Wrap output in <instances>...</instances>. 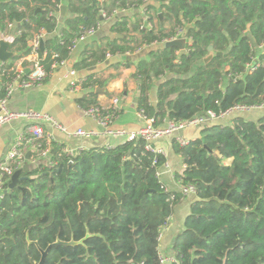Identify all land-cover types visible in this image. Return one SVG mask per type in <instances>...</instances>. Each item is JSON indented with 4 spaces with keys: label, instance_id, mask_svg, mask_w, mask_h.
<instances>
[{
    "label": "trees",
    "instance_id": "trees-1",
    "mask_svg": "<svg viewBox=\"0 0 264 264\" xmlns=\"http://www.w3.org/2000/svg\"><path fill=\"white\" fill-rule=\"evenodd\" d=\"M106 1L108 14L145 3ZM156 1L158 7L145 8L156 21L153 27L117 17L112 31L122 37L96 50L87 48L73 68L105 62L107 53L161 44L185 28L191 39L187 52L152 48L136 65L138 111L162 126L207 110L264 104V0ZM59 5L60 0H0V29L13 22L19 31L12 41L16 55L4 64L0 78L2 95L15 77V62L32 53L40 30L47 35L44 52H39L46 82L56 61L69 60L74 40L101 24L99 1L80 0L79 13L59 28ZM210 46L222 55L205 63ZM256 59L259 66L251 72L248 65ZM30 64L24 61V67ZM112 66L120 71L133 63ZM108 81L101 73H90L81 83L90 92L77 98L79 106H101L99 90H107ZM157 81L154 105L150 95ZM173 146L185 166L176 178L192 187L197 199L174 241L175 262L170 264H264V115L256 120L237 115L227 125H206L187 145L175 139ZM166 161L164 154L148 150L142 138L72 155L63 143L52 141L49 159L20 170L17 184L0 198V264H37L41 249L57 240L84 241L53 246L44 264H163L160 236L185 196L167 190L158 177Z\"/></svg>",
    "mask_w": 264,
    "mask_h": 264
},
{
    "label": "crops",
    "instance_id": "crops-1",
    "mask_svg": "<svg viewBox=\"0 0 264 264\" xmlns=\"http://www.w3.org/2000/svg\"><path fill=\"white\" fill-rule=\"evenodd\" d=\"M99 1V0H98ZM101 5V9L105 10L107 1L105 0ZM153 4L156 7L159 3L156 0L145 1L144 4L137 8L120 9L115 8L111 14L106 12V17L101 16V24L95 30V33L88 36L84 40H81L76 45L73 52L70 54V58L66 66L59 68L54 71L52 76L46 81L39 85L16 89L9 98L8 105L13 111H25L27 109H34L39 112L49 113L52 115L60 124L67 127L70 131L78 129H93L97 132L101 131L100 125L92 118L84 115L83 109L77 103V98H80L90 92V89H83L80 87L76 92H72L69 89V68H73V65L83 58L87 48L96 50L101 46H106L111 40L116 37H122L121 34L112 31V24L117 17L128 16L131 24L141 22L143 26L151 28L156 24V21H152L149 18L147 12H145L146 5ZM65 6V13H62V7ZM80 0H60L59 10L56 12L58 21V27L62 28L65 24L67 17H74L79 13ZM154 13V12H153ZM152 13V14H153ZM156 14L160 15L161 12L158 10ZM154 15V14H153ZM18 27L7 26L6 30L0 29V41L5 40L10 42L9 51L14 52L12 47V41L16 38ZM59 32V30L57 31ZM47 36V35H46ZM45 41V40H44ZM164 42L161 44H145L141 49L134 53L115 54L111 58H105V62H98L95 66L85 69H75L76 78L82 79L83 81L92 72L101 73L105 78L109 79L107 90H99L102 95L99 100L101 106L110 107L114 99L119 100L120 113L115 119L114 126L121 128L126 131H136L143 124L142 119L139 116L136 99H138L139 91L137 82L133 75L135 73V67L138 62L145 58L148 51L152 48L163 47ZM41 50V49H40ZM90 52V51H89ZM182 50H180V53ZM107 56V54H106ZM14 57L10 58L7 62L13 60ZM31 56H28L26 60L20 59L15 62V67H24V61L31 62ZM131 61L133 66L130 68H123L120 71L114 69V65L117 62ZM28 65L24 68L29 70ZM160 81H157L151 91V102L155 105L157 103V87ZM252 118L256 120L262 116L259 113ZM236 115H231L226 118L217 121L218 124L227 125ZM27 121L25 119L12 120L2 127H0V159H4L7 155L10 147L15 143L17 138L24 131ZM45 131L51 134L55 141H59L65 145V148H70L75 151L80 149L91 148L95 146H103L107 143L114 145L125 142L123 138L107 137L98 135L96 137H75L56 129L51 124L45 125ZM201 128L199 127H188L181 132L186 139L192 140L200 136ZM175 136H167L155 141L157 149L162 150L166 156V164H164L161 170L160 180L165 184L167 190L172 192H182L183 186L177 180V173H180L184 169V163L182 157L175 152L173 141ZM27 159L26 164L29 168L34 167L37 163L34 161L37 154L35 147L31 144L26 145ZM31 160H29V157ZM25 164V165H26ZM24 169V168H23ZM194 192L188 193L184 198L174 206L173 214L169 224L164 228L160 236V251L167 255H174V250L170 247L174 243L177 236L184 228V224L187 216L190 214L192 204L196 200Z\"/></svg>",
    "mask_w": 264,
    "mask_h": 264
},
{
    "label": "built area",
    "instance_id": "built-area-1",
    "mask_svg": "<svg viewBox=\"0 0 264 264\" xmlns=\"http://www.w3.org/2000/svg\"><path fill=\"white\" fill-rule=\"evenodd\" d=\"M102 4L105 0H99ZM148 1V0H145ZM101 16L106 17V12L104 9H101ZM9 27L15 26V23H8ZM19 33V31L17 32ZM95 33V29H90L85 32L81 37L74 40L73 45L70 48V53L73 52L76 45L79 41L84 40L88 36ZM46 33L42 29L39 33L35 35V38L32 42V53L29 55L32 57L31 66L29 70L24 67H16L15 77L5 85V94L2 95L0 92V127L6 123L16 120V119H25L27 121L24 131L17 138L15 143L10 147L7 155L4 159H0V198H3L5 194L9 191L10 183L15 172L20 171L24 168L27 159V150L26 145H33L38 154L37 158L34 161L38 164L43 160L49 159L51 142L54 141V138L51 134H48L45 131V125L51 124L56 129L67 133L69 135L77 137H87L92 138L98 135H103L107 137L114 138H123L124 141H131L135 139H144L146 141V148L153 152L163 153L162 150H159L155 146V141L158 139L175 136V139L181 146L188 144L189 140L186 139L181 132L188 127H199L202 128L206 125L217 123L218 120L226 118L233 115L236 112L250 111L254 109H264V104L256 106H246L236 104L226 111L216 113L213 110H207L199 115L192 117L186 121L182 122H173L166 121L162 126H157L155 124V119L148 117L144 111H138L140 118L143 121L141 127L136 131H126L121 128H116L114 126L117 111H119V100L114 99L110 107L105 106H94L88 109H83L84 115L86 117L94 119L101 127V131L97 132L96 130L89 129H78L75 131H70L67 127L60 124L52 115L49 113L39 112L34 109H27L25 111H13L9 108L8 101L12 93L16 89L29 88L36 85H39L43 82L44 78L47 75L46 70L40 64L39 52L42 41L45 40ZM184 38L186 44H191V39L186 35L185 28L177 29L175 36L165 39L163 42L171 41L174 39ZM188 48L185 47L182 52H187ZM112 54L107 53V58H111ZM68 60L56 61L53 64V69L56 71L61 67L66 66ZM5 62L0 61V78L3 76ZM259 66L257 59L255 63L249 64L248 69L252 72ZM28 74V78H24V74ZM54 73V71H53ZM69 89L72 92H76L80 84L83 82L82 79L76 78V70L74 68H69ZM114 144L107 143L105 146L112 147ZM65 152L68 154H74L76 151L70 148H65ZM166 164V163H165ZM157 175L160 178L161 170L157 171ZM194 192L192 187H183L182 193L187 195L188 193ZM161 262L163 264H170L175 262V256L171 257L161 255Z\"/></svg>",
    "mask_w": 264,
    "mask_h": 264
},
{
    "label": "water",
    "instance_id": "water-1",
    "mask_svg": "<svg viewBox=\"0 0 264 264\" xmlns=\"http://www.w3.org/2000/svg\"><path fill=\"white\" fill-rule=\"evenodd\" d=\"M66 10V7L63 6L62 7V13L64 14ZM162 18V15H159ZM249 38L251 39L252 43L254 46H256V42L254 41V39L252 38V36L250 35ZM165 47H177L180 50H184L186 47V40L184 38H179V39H174L171 41H167L164 45ZM9 47H10V42L5 41V40H1L0 41V61L2 62H7L10 58L14 57L16 55V53L9 51ZM40 49L42 52H44L45 49V41H42ZM209 51L210 53L205 57L204 62L208 63L209 61H211L215 56H220L222 55V52H215L213 49V46L209 47ZM138 102V99H136V103ZM29 169V166L26 164L24 166V170L27 171ZM21 177V173L20 171L15 172V174L12 177V181L10 183V188H12L14 185L17 184L18 180ZM89 236V234L87 235ZM84 240H81L79 242H75L74 240L70 241V242H63L60 240H57L56 242L52 243L51 245H49V247H47L46 250H42L41 249V253H42V258L41 260L37 263V264H44L46 256L48 255L50 249L53 246H57L60 244H65V245H76V244H80L82 243Z\"/></svg>",
    "mask_w": 264,
    "mask_h": 264
},
{
    "label": "rangeland",
    "instance_id": "rangeland-1",
    "mask_svg": "<svg viewBox=\"0 0 264 264\" xmlns=\"http://www.w3.org/2000/svg\"><path fill=\"white\" fill-rule=\"evenodd\" d=\"M226 81L227 80L225 79L223 84ZM255 113H259V115H261V114L264 115V109H254V110H250V111L236 112L233 115H236V116L240 115V116H243V117H245L247 119H252V118H254V116L258 115V114H255ZM43 161H46V160H43ZM173 246H174V243L170 245V247H172V248H173ZM163 255H165V254H163ZM165 256H167V255H165ZM168 257H171V255L168 256Z\"/></svg>",
    "mask_w": 264,
    "mask_h": 264
}]
</instances>
